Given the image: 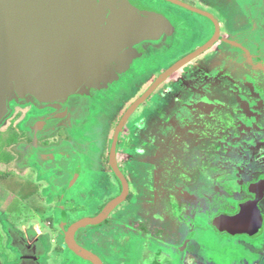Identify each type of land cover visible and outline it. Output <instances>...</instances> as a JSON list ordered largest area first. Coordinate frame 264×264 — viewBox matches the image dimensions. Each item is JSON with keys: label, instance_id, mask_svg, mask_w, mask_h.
I'll use <instances>...</instances> for the list:
<instances>
[{"label": "flooded vegetation", "instance_id": "obj_1", "mask_svg": "<svg viewBox=\"0 0 264 264\" xmlns=\"http://www.w3.org/2000/svg\"><path fill=\"white\" fill-rule=\"evenodd\" d=\"M125 1L137 4L146 11L154 12L165 20L169 36L161 48L149 47L141 58H136L129 69L119 75V78L108 88L110 90L94 93L92 98H90L92 93L85 96L81 100L78 117L70 121L67 120L54 127L41 125L40 122L55 115L57 110L53 108L41 109L31 105L27 106L24 111L19 107V111H23L24 115L7 129L8 135L1 134L4 131L2 127L5 126L3 125L5 121L0 125V229L3 227V233L6 236L4 244H0V264H40L39 260L44 258L45 251H47L44 241L46 238L39 237V239L38 235L31 230V226L23 229L22 221L29 219L30 213L26 212L25 214L27 209L21 211L17 207L23 206L29 201L32 203V200L36 201L35 199L45 201V198L47 199L50 195L51 198L58 197L57 209L59 210L60 203L70 205L77 199L87 201L89 196H92L93 190L98 191L96 196L100 197V203L98 200L96 201V197L92 202L89 199L86 204L93 203L95 206L80 207L78 222L68 223L65 230H60L65 246L54 247V253L60 252L67 255L65 264H93L77 256L71 250L70 239L91 253L101 264L117 263L114 256L123 255L121 249L126 244L132 245L133 253L129 254L131 264H216L215 261L210 262L206 259L200 250L199 239L205 237L204 234H207L206 231L209 228L197 224L195 211L199 213V219L202 217L207 219L208 227L213 234L220 236L222 244L238 238L258 242L263 240L264 229L258 236L249 237L220 233L213 227L216 217L223 214L235 215L239 212L241 204L255 200V195L250 192L249 187L264 179V174L256 172L258 170H252V163H250L256 147L264 142L262 137L264 135V31L258 35L248 33L246 11L249 6L245 4H248L247 1L250 0H237L240 5L238 11L231 7L230 2L227 6L219 9L214 0H177L195 8L198 12L175 5L167 0ZM241 4H244L245 7L242 8ZM236 11L237 13H235ZM260 25L262 29L264 26ZM203 28H206L208 32L205 33ZM186 44L196 46L184 54L183 51L187 49ZM174 46H181L180 49H177V53H182L160 73L154 82H151L152 84L149 83L146 86L148 91L162 79L146 102L163 87L166 78L164 76L167 73L171 72L170 74H172L175 68H188V63H192L195 58L200 60L207 53H213L209 59L202 61L203 64L198 66L199 72L196 73V76L199 75V79H203L201 72H205L204 70L209 68V73H207L209 76L205 75L206 78H209L205 80L210 83L209 93L198 97L191 94L192 91L187 90L188 88H184L190 93L179 92L173 103L164 105L163 118H159L156 123L150 120L153 126L150 125L147 134L139 137L138 143L143 149L148 148V143L153 144L156 149H152L162 156L165 165L167 160L169 161V151L172 152V154L170 153L172 157L181 154L180 159L174 160V163L170 164L171 174L175 175L171 186L177 187L180 183L178 181L181 179L185 181L188 188L179 185L178 191H175L174 188L172 191L167 180L173 178L166 175L165 166L146 168L147 158L145 155L138 156L139 159L136 160L134 158L137 156L135 155L136 150L131 149L138 144L134 134L131 136V152L128 157L130 160H128L127 170L124 168L125 160L123 157L119 158L123 132L132 116L145 105H141L135 111L120 135L116 162L120 174L127 181L126 189L110 165L115 134L107 163L114 183L109 185L108 183H102V185L94 183V177L103 173L101 165L104 152L101 142L104 138V119L100 121L102 126L98 124L102 131L95 137L100 144L93 141L94 139L87 142L88 134H82L81 139L78 140L77 136L75 137L76 132L85 133L82 130L84 125L86 129L88 126L86 124H90L97 112L104 109L101 107L104 106V100L107 97L114 94L120 95L125 90L132 89L133 81L138 78L136 75L139 74L141 78L151 74L156 69L158 59L161 58L159 56H164V53ZM206 46L209 48L201 53V49ZM249 50L256 51L255 57L258 63L255 66L251 56L254 53L250 55ZM199 52V55L185 63V60ZM185 64L187 65L184 66ZM237 70L238 72H236ZM248 73L259 83H248L247 81L246 88L243 86V82L247 79ZM184 77L188 79L189 76ZM133 101L132 104L126 106L122 119L137 100ZM11 109L12 114L15 109L13 106ZM88 112L89 118L87 117ZM17 115L15 113V116ZM25 116L27 120L24 121ZM169 127H171L170 130ZM184 129V132L188 134L186 139L183 136L180 137ZM93 131L94 129L91 134H94ZM191 132L192 134H190ZM188 137L195 138L196 149L193 150L195 147L190 146ZM13 147L19 149L9 150ZM146 152L144 153L146 154ZM149 152L152 151L149 150ZM152 155V157L155 156ZM194 155L201 157L202 160L207 159L203 163V167L200 168V174L207 177L211 191L206 197L199 189L196 198H192L193 200L190 202L184 200V192L189 195V191H192L193 184L190 183L193 180L189 175L192 176L195 172L184 163V160H190ZM122 160L124 161L122 162ZM139 167L141 168L139 169ZM196 173L199 174V172ZM156 174L162 176L160 181L153 177ZM249 175L251 176L250 180L247 179ZM254 175H258V177ZM244 178L246 180L242 182ZM148 193L152 198H149L147 202L145 195ZM106 195L108 197L104 200L103 197ZM139 195L143 197V199L139 198L143 202L140 203L142 208L137 206L136 202ZM43 201L42 204L47 202L43 203ZM116 201L119 202L117 207L108 215L99 218L97 226H108V223H111L110 218L113 217L116 226L121 225V229L119 231H97L98 244L91 245L93 238L92 236L90 238L88 229L77 225L85 220L97 219L110 204ZM263 203L264 199L260 202L259 207L264 215ZM125 204L131 207L127 222L121 220L118 212L120 207H124ZM152 204H160L159 211L154 212ZM196 205L197 207H194ZM14 206L17 207L13 208ZM11 208L18 213L8 214ZM87 209L95 211L86 215ZM67 212L68 214L64 216L69 221L73 215L69 210ZM55 218V214L49 218L51 221L49 224L54 223V227L56 226ZM159 223L163 224L165 228L152 226V224ZM57 227L61 228L62 224H58ZM166 227H169V231ZM199 227L203 229L199 230ZM102 234L113 235L108 237L110 240H105ZM49 238L47 236V240ZM15 245L18 248L24 247L20 248L22 249L21 253L17 249L14 250L13 246ZM261 246L263 247V245ZM244 251L248 252L247 249ZM252 254L255 255L256 261L263 262V248L257 247L255 254ZM132 255H138V259H135L134 262ZM33 256H39V260L35 262L32 259ZM51 260L48 261V264L52 263ZM110 261L113 262L110 263Z\"/></svg>", "mask_w": 264, "mask_h": 264}, {"label": "water", "instance_id": "obj_2", "mask_svg": "<svg viewBox=\"0 0 264 264\" xmlns=\"http://www.w3.org/2000/svg\"><path fill=\"white\" fill-rule=\"evenodd\" d=\"M167 1L198 12L177 0ZM168 36L167 23L160 15L125 0H0V125L8 118L13 100L56 109L41 125L54 127L78 117L85 96L116 81L149 47L161 48ZM161 80L129 108L115 133L110 165L125 189L127 181L116 162L120 135ZM249 190L255 200L241 204L235 215L214 219L218 232L256 237L264 229L259 207L264 179ZM118 204H110L100 217L77 226L99 224V218ZM69 243L77 256L101 264L71 239Z\"/></svg>", "mask_w": 264, "mask_h": 264}, {"label": "rangeland", "instance_id": "obj_3", "mask_svg": "<svg viewBox=\"0 0 264 264\" xmlns=\"http://www.w3.org/2000/svg\"><path fill=\"white\" fill-rule=\"evenodd\" d=\"M217 8H222L223 6H227L228 2H230L231 7H233L234 9H236L238 11V6L240 7L239 3L237 2V0H214ZM244 5V4H243ZM248 7V11L249 13H253L254 12V18H256V14L257 12H260L262 9L264 10V0H250V2L247 4ZM237 11L235 13H237ZM234 15V14H233ZM192 18H195L192 16ZM264 14L263 17L260 16L258 14V18L256 20V22H264ZM197 19V18H196ZM263 19V21H262ZM200 21V20H199ZM202 22V21H200ZM261 25L259 23H256L255 25L249 27V31L252 30L254 34L258 35L260 33H262L264 31V27L261 29ZM204 32L207 33L208 30L206 28H203ZM249 42V41H248ZM249 44H251V42H249ZM187 45V49L185 51H183V53L185 54L186 52H188V50L190 48L195 47L196 45L194 44H186ZM189 45V46H188ZM180 49L181 46L179 47H172L170 50H168L167 52L164 53V56H159L161 58H157V65H156V69L153 70V72L151 74H147L143 77H139V74H137L136 76H138V78H136L133 81V86L132 89H127L125 90L122 94L120 95H110L109 97H107L104 100V106L101 108H104L102 110H99L97 112V115L95 118H93V120L91 121L90 124H86L88 125L87 128L85 129V125L83 127V131L85 133H82V131L76 132L75 137L77 136L78 140L79 138L82 136V134H88L89 136L87 137V142H90V139H94L93 141H95L97 144H100V142L98 140H96L97 138L96 135L98 136L99 132L102 131L101 129V122L104 119V123H103V140L101 142V144L103 145V152H104V157H103V163H102V167H103V173H101V175H99L98 177H94V183L98 184V185H102V183H108V185L111 183H114L113 181V176L111 175V173L108 171V154L110 153V148H111V143H112V139L113 136L115 134L116 128L118 127V123L120 122V120H122V115L124 113V111L126 110V106H128L129 104H132L131 102L134 100H138V98H140L142 95L145 94V92L147 91L148 87H146L147 85H149V83L154 82V80H156V78H158L160 76V73H162L164 71L165 68H167L170 63H172L175 59L179 58L180 54L182 53H177V49ZM264 51V50H263ZM255 50L251 51L249 50L248 53L251 55L252 53H254L253 55H251L252 61L254 62V66L256 65L257 59H256V55L255 54ZM210 56H213V53H207L205 55V57L201 58L200 60H196V58L193 60L192 63H188L185 64L184 66H188V68H178L176 70H174V72L168 76H166V78L164 79V85L163 87L155 94H153L150 98V100L148 102H144L142 106L138 112H136L131 120L128 122L126 129L124 130V135H123V140H122V146L121 149L119 151V158L123 157L124 160H122V162L124 163V168L128 167V160H130L128 157H130V148H131V141L132 138L131 136L134 134V136H136L137 139V143H138V139L139 137H141L143 134H147L149 126L153 124L150 122V120H153L155 123L158 121L159 118H163V114L165 113V108L164 105H169L171 103H173L176 99V97L179 95V92H191V94H193L194 96H198V97H203L205 95H207L209 93V87H210V83H207L205 80H208L209 78H206L205 75L208 72V69H205V72H201V76H203V79H199V75L196 76V73L199 72L198 66H201L203 63L202 61L209 59ZM202 63V64H201ZM209 63V62H207ZM205 63V64H207ZM183 66V67H184ZM252 66V65H251ZM182 72V77L180 75V73ZM238 72V70L236 71ZM249 74V73H248ZM189 76L187 77L188 79H186L184 76ZM208 75V74H207ZM141 76V75H140ZM195 76V77H194ZM209 76V75H208ZM184 77V78H183ZM254 83L257 81L254 80V78L252 76H250V74L248 75L247 79L245 80V82H243V86H245L247 88L246 83ZM184 83V84H183ZM259 83V82H258ZM257 83V84H258ZM112 83L103 86V88L101 87L100 89H96L90 98L93 97L94 93H99V91H108L110 89H108L111 86ZM152 84V83H151ZM184 88H188L187 91ZM252 89V88H251ZM235 93V91H233ZM236 94V93H235ZM239 100V99H238ZM133 101V102H134ZM194 101V100H193ZM232 101V99H231ZM189 103V102H188ZM191 103V101H190ZM15 104V105H14ZM37 106L36 104L27 102V103H22V102H17L15 100H13L10 103V108L13 106V108L15 109V112L11 114H9L8 118L5 120L4 124L5 126L2 127V130H4L1 134L3 136L8 135L7 133V129L10 128L12 125L15 124L16 120H19L23 117L24 115V109L27 106ZM118 105V106H117ZM19 107L23 108V111H19ZM41 109H49L52 107H40L37 106ZM54 109V108H53ZM12 110V109H11ZM19 111V114L17 115V112ZM15 113L17 116H15ZM90 114L89 112L87 113V117L89 118ZM24 121L27 120V117L25 116V119H23ZM29 120V119H28ZM30 122V121H29ZM98 124H101V126H99ZM262 124V123H261ZM96 125V126H95ZM98 125V126H97ZM94 126V128H93ZM99 128V129H98ZM171 127H169L170 130ZM94 129V134H91V131ZM6 131V132H5ZM185 129L183 130V133H179L181 134V136H183L184 139H186V136L188 135L186 132H184ZM96 132V133H95ZM192 134V132L190 133ZM194 134V133H193ZM100 135V134H99ZM263 139H264V135H262ZM81 139V138H80ZM135 139V140H136ZM195 138L193 137H188V140L190 142V146L195 147L193 148L196 149V143H195ZM161 144V143H160ZM162 145V144H161ZM155 146V145H154ZM148 148L143 149L141 147V145L139 146V143L136 145V147H133L131 149L136 150V153L134 158L137 160L139 159V157H143V155H145L146 159V168L150 167L153 168L152 166H155L157 168H161L163 166L164 169H166V175L169 176V178H173L175 175L171 174V170L172 168L170 167L171 163H174V160H178L181 157L177 155L175 157H172V152L169 151L168 152V158L169 161L167 160V164H163V158L161 155H159L157 152H155L153 147V144L148 143L147 145ZM87 148V147H86ZM154 148V149H152ZM257 149L255 150V152L253 153L252 157H251V161L250 163H252V170H258L256 172H259V174L263 173L264 174V142H262V144H259L257 147ZM12 151H16L17 149H19L18 147H13V148H9V150ZM179 149V148H178ZM149 150H151L152 152H149ZM147 151V152H146ZM146 152V154L144 153ZM171 153V154H170ZM154 154L155 156L152 157ZM22 155V154H21ZM20 155V156H21ZM152 155V156H151ZM139 156V157H138ZM151 156V157H150ZM175 158V159H173ZM205 159L202 160L201 157H198L196 155L192 156L190 158V160L185 159L184 163L187 164V166L191 167V170L195 172V174L192 176L189 175L190 179L193 180L190 184H193V186H191L192 191H189V195H187L184 191V195L185 198L184 200H188V201H192V198H196V196L198 195V190L200 189V191L202 193H204V196L208 197L209 192L211 191L210 185L209 183H207V177L203 176L200 174L201 170L200 168L203 167V163L206 162ZM138 164V162H137ZM202 164V165H201ZM143 165V164H142ZM208 165V164H206ZM135 166V165H134ZM186 166V165H185ZM188 167V168H189ZM141 167H139L140 169ZM196 172H199L196 173ZM256 174V173H255ZM103 175V177H102ZM199 175V176H198ZM255 177L258 175H254ZM153 177H156L158 181L161 180L162 176H159L158 174L153 175ZM248 180H250V175L247 176ZM112 178V179H111ZM173 179H169L167 180V184L171 186V184L174 182ZM199 180V181H198ZM243 180V179H242ZM245 178L242 182H245ZM178 181V180H177ZM180 183H178L180 186H183L184 188H188L185 185V181L181 180L178 181ZM200 182V183H199ZM247 182V181H246ZM178 185V186H179ZM189 185V184H188ZM178 186L175 187L174 185H172L170 187V189L173 191V188L175 191H178ZM32 191V190H31ZM42 192H47V191H42ZM92 196H89V199L91 200L90 202H92L94 200V198L96 197V201L98 200V202L100 203V197H97L96 195L98 194V191L93 190L92 191ZM2 194V193H1ZM193 194V195H192ZM101 196V195H99ZM102 198V196H101ZM105 198V197H103ZM143 199L142 195L137 196V206H141L142 208V203L141 202ZM145 198L148 202L149 198V193L147 195H145ZM48 199V200H47ZM45 198V200L47 201L46 204H42V200H38L35 199L36 201L32 200L29 201L28 203L23 204V206L17 207L14 206L13 208L17 207V209L25 210L27 209L28 211H25L27 213H30L29 215V219L25 220L24 222H22V227L23 229L28 228L29 226H31L30 228H32L31 230H33L40 238H46L45 243H46V254L44 256V258L40 259L41 264H48V261L51 260L52 263L50 264H65V260L67 255H64L63 253H54V247L56 246H65L64 244V240H63V235L60 233V230H62V227L59 228L56 226L54 227V223L52 225L49 224V222L51 223V221L49 220L50 216H54L55 212L56 214L58 212H60L56 206H54V204L58 202V197L55 198H51V196L49 195L48 198ZM88 199V200H89ZM87 200V201H88ZM87 201H83L81 199H77V201L72 202L70 205L69 204H65L64 209L69 210L70 213L73 215L71 217V220L67 221V224H71L72 222H78L77 220L80 218V214L78 213V209L80 207L83 206H90V207H94L95 205L93 203H88L86 204ZM190 201V202H191ZM141 203V204H140ZM28 204V205H27ZM93 204V205H92ZM146 204V203H145ZM159 206L160 204H152V208L154 209V212L159 211ZM194 207H197L194 206ZM263 210H264V203L262 204ZM49 210V211H48ZM131 210V207H129L128 204H125V207L122 208L121 210H119L120 214L121 213H128ZM45 212V215L42 212ZM95 210L91 211L90 209L86 210V215L91 214L92 212H94ZM197 215V224H201L202 226H206L205 228H209L206 233L204 234L205 237L200 238L199 242L201 245L200 250L202 251V255H204L206 257V259H208L210 262H217V264H264V254H263V262H258L255 260V255H253L252 253L255 254V250L257 249V247H259V249L263 248L264 250V236H263V242H258V241H251L248 239H244V238H238V239H231L230 242H224L222 244V239L220 238L219 235L213 234V232H211L212 230L210 229V227H208V223H207V219L202 217L201 219H199V213L196 212ZM122 218V217H121ZM127 217H123L122 219L126 220ZM114 218L111 217L110 218V222L108 223V226H94L93 225H86L84 226L83 229H88L89 231V236L91 238H93L92 242L90 243L93 246H96L98 244L99 239L97 238V231H107V230H115V231H119L121 229V225L116 226L115 221L113 220ZM10 220L12 221V218H10ZM62 224V223H60ZM93 227V228H92ZM169 229V228H168ZM199 230L203 229L202 227L198 228ZM23 231V230H22ZM28 231V229H27ZM51 236L50 239L47 240V236ZM113 235V234H112ZM103 239L105 240H110L108 239V237H110V234H105L103 235ZM6 236L5 233H3V227L0 229V244H4V240H5ZM98 239V240H97ZM52 240V242H51ZM48 242H50L48 244ZM263 245V247L261 246ZM261 247V248H260ZM244 249H247L248 252L244 251ZM123 255H115L114 259L117 260L116 262H113V264H131L130 262V258H129V254L133 253L132 250V245H125L122 246L121 249ZM132 261L134 262L135 259H138V255H132ZM54 260H56L55 262H53Z\"/></svg>", "mask_w": 264, "mask_h": 264}, {"label": "crops", "instance_id": "obj_4", "mask_svg": "<svg viewBox=\"0 0 264 264\" xmlns=\"http://www.w3.org/2000/svg\"><path fill=\"white\" fill-rule=\"evenodd\" d=\"M248 3L250 2V1H247ZM245 5H247V4H245ZM241 7L243 8V7H245V6H243L242 4H241ZM247 12V16H248V21H247V23H248V27H247V29H249V27H251V26H253V25H255L256 23H259V24H262L263 26H264V22H256V20H257V18H258V14L260 15V16H262L263 17V14H264V10L262 9L260 12H257V16H256V18H254V12L252 13H249V11H246ZM249 13V14H248ZM264 19V18H263ZM263 19H262V21H263ZM258 21V20H257ZM250 32V34H254L253 33V31L252 30H248V33ZM254 35H256V34H254ZM206 68V67H205ZM208 68V67H207ZM112 179V178H111ZM108 197V195H106V197L105 198H107ZM104 198V200H106ZM43 201V200H42ZM44 202H46V200L45 201H43V203ZM42 203V202H41ZM46 203H44V205H45ZM54 206H58V202H57V204L55 203L54 204ZM59 211L60 212H58L57 214H56V212H55V215H56V218H55V220H56V224H60V223H62V229L63 230H65L66 228H67V226H68V224H67V218H66V216H64V215H67L68 214V210L66 211V209H64V207H65V205L64 204H62V203H60L59 204ZM125 207V206H124ZM124 207H120V209L119 210H121L122 208H124ZM9 210V209H8ZM26 210V209H25ZM119 210H118V212H119ZM49 211V210H48ZM45 212L46 211H44V212H42L44 215H45ZM18 212H16L15 210H13L12 208L8 211V214H10V215H14V214H17ZM25 213V212H24ZM159 214V213H158ZM119 215H120V218L122 217H127L126 218V220H124V219H122L121 218V220L122 221H124V222H127V220H128V217L130 216V211L128 212V213H121L120 214V212H119ZM63 217V218H62ZM157 217L159 218V215H157ZM22 222H24V221H22ZM120 223V222H119ZM121 224V223H120ZM97 225H99V224H95V225H93V226H97ZM152 226L153 227H159V228H162V227H164L165 228V226H163V224H152ZM84 227V226H83ZM82 227V228H83ZM167 228V230L169 231V227H166ZM126 231H127V229H126ZM110 236H112V234H110ZM49 237L51 238V236H50V234H49ZM26 238V237H25ZM38 238H39V236H38ZM49 238V239H50ZM40 239V238H39ZM263 241V240H262ZM19 242V241H18ZM14 247V250L15 249H17L18 250V252H20L21 253V250L22 249H20V248H24V247H20V248H18L16 245L15 246H13ZM13 250V251H14ZM46 252V251H45ZM32 259L36 262V261H38L39 260V256H33L32 257ZM32 262V261H31ZM214 262V261H213ZM39 263L41 264V261L39 260ZM110 263H111V261H110ZM216 264H217V262H215Z\"/></svg>", "mask_w": 264, "mask_h": 264}]
</instances>
